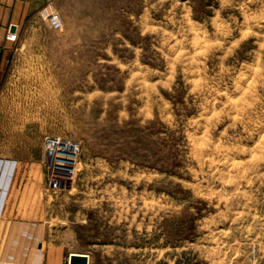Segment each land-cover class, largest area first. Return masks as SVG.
<instances>
[{
  "label": "rangeland",
  "instance_id": "1",
  "mask_svg": "<svg viewBox=\"0 0 264 264\" xmlns=\"http://www.w3.org/2000/svg\"><path fill=\"white\" fill-rule=\"evenodd\" d=\"M23 30L0 157L37 159L12 191L43 237L6 264H264V0H45Z\"/></svg>",
  "mask_w": 264,
  "mask_h": 264
},
{
  "label": "crops",
  "instance_id": "2",
  "mask_svg": "<svg viewBox=\"0 0 264 264\" xmlns=\"http://www.w3.org/2000/svg\"><path fill=\"white\" fill-rule=\"evenodd\" d=\"M45 0H0V82L6 77L8 68L21 65L11 56L21 45V38L36 30H23L32 15ZM15 26L19 42L7 40L11 27ZM38 169L37 159L22 160L14 156L0 157V264L22 259H36L37 244L43 237L31 211L23 217L22 203H31L32 191H12L14 180L35 179ZM10 182V183H9ZM17 205V206H16Z\"/></svg>",
  "mask_w": 264,
  "mask_h": 264
},
{
  "label": "built area",
  "instance_id": "3",
  "mask_svg": "<svg viewBox=\"0 0 264 264\" xmlns=\"http://www.w3.org/2000/svg\"><path fill=\"white\" fill-rule=\"evenodd\" d=\"M51 24L54 28L61 27V20L58 16H53L51 18ZM7 40L11 42H16L18 40V33L11 32L7 35ZM46 153L55 164L58 165L63 172L74 171L75 163L77 162V157L79 155L81 146L80 143L72 140L65 139L59 136L49 135L45 139ZM66 175H61L51 177L49 180V185L55 188H61L66 181Z\"/></svg>",
  "mask_w": 264,
  "mask_h": 264
},
{
  "label": "water",
  "instance_id": "4",
  "mask_svg": "<svg viewBox=\"0 0 264 264\" xmlns=\"http://www.w3.org/2000/svg\"><path fill=\"white\" fill-rule=\"evenodd\" d=\"M11 32H14L16 30L15 26L11 27ZM70 264H88L89 263V256L86 254H80V253H72L70 255Z\"/></svg>",
  "mask_w": 264,
  "mask_h": 264
}]
</instances>
